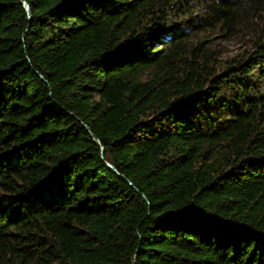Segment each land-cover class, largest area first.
Masks as SVG:
<instances>
[{
	"label": "trees",
	"instance_id": "obj_1",
	"mask_svg": "<svg viewBox=\"0 0 264 264\" xmlns=\"http://www.w3.org/2000/svg\"><path fill=\"white\" fill-rule=\"evenodd\" d=\"M0 264H264V0H0Z\"/></svg>",
	"mask_w": 264,
	"mask_h": 264
},
{
	"label": "rangeland",
	"instance_id": "obj_2",
	"mask_svg": "<svg viewBox=\"0 0 264 264\" xmlns=\"http://www.w3.org/2000/svg\"><path fill=\"white\" fill-rule=\"evenodd\" d=\"M220 48H222L223 52L226 56H233L242 48L241 45L236 42H228V43H220Z\"/></svg>",
	"mask_w": 264,
	"mask_h": 264
},
{
	"label": "water",
	"instance_id": "obj_3",
	"mask_svg": "<svg viewBox=\"0 0 264 264\" xmlns=\"http://www.w3.org/2000/svg\"><path fill=\"white\" fill-rule=\"evenodd\" d=\"M24 6L25 12L28 13V8L24 2H21ZM91 138L93 139V136L91 135ZM108 168H110L114 173H116L115 169H113L111 166L107 165Z\"/></svg>",
	"mask_w": 264,
	"mask_h": 264
}]
</instances>
